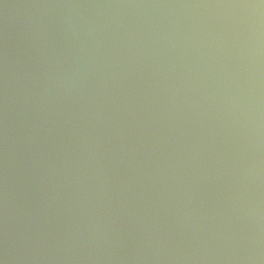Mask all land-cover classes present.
Wrapping results in <instances>:
<instances>
[{
    "label": "water",
    "instance_id": "95a60500",
    "mask_svg": "<svg viewBox=\"0 0 264 264\" xmlns=\"http://www.w3.org/2000/svg\"><path fill=\"white\" fill-rule=\"evenodd\" d=\"M0 264H264L259 0H0Z\"/></svg>",
    "mask_w": 264,
    "mask_h": 264
},
{
    "label": "clouds",
    "instance_id": "9594fccd",
    "mask_svg": "<svg viewBox=\"0 0 264 264\" xmlns=\"http://www.w3.org/2000/svg\"><path fill=\"white\" fill-rule=\"evenodd\" d=\"M259 7L264 8V0H259Z\"/></svg>",
    "mask_w": 264,
    "mask_h": 264
}]
</instances>
